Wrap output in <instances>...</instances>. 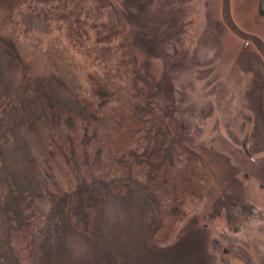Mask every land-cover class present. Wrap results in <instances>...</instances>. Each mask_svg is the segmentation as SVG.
<instances>
[{
  "label": "rangeland",
  "instance_id": "obj_1",
  "mask_svg": "<svg viewBox=\"0 0 264 264\" xmlns=\"http://www.w3.org/2000/svg\"><path fill=\"white\" fill-rule=\"evenodd\" d=\"M112 1L162 122L135 110L144 153L157 133L165 156L176 142L194 149L208 172L202 199L158 231L162 214L143 182L103 170L87 179L85 162L95 169L91 158L102 162L107 149L76 99L86 65L78 59L72 72L49 27L28 19L24 37L0 18V264H264V63L224 29L221 0ZM32 89L86 127L70 185L55 164L45 167L25 125L42 111ZM121 160L128 169L138 157L128 151ZM28 218L37 224L31 254L19 247Z\"/></svg>",
  "mask_w": 264,
  "mask_h": 264
},
{
  "label": "trees",
  "instance_id": "obj_2",
  "mask_svg": "<svg viewBox=\"0 0 264 264\" xmlns=\"http://www.w3.org/2000/svg\"><path fill=\"white\" fill-rule=\"evenodd\" d=\"M0 18L24 37L31 33L28 19L49 27L55 33V48L62 49L72 72L81 69L78 59L86 65L76 99L88 128L100 126L102 139L98 147L107 151L100 163L91 158L97 169L85 162L84 176L88 179L93 172L103 170L107 178L115 171L122 178L137 179L154 196L162 214L163 225L158 231L166 223L170 230L180 222L202 199L208 181L206 163L194 149L180 142L174 144L172 157L165 156L161 133L156 134L155 148L144 153L143 120L134 117L135 110L161 128L162 122L150 110L146 81L135 75L128 23L121 9L112 0H0ZM31 92L40 100L42 111L25 121L30 137L45 167L55 164V171L64 174L66 184L70 185L69 167L76 169L72 157L79 159L77 153L86 127L74 126V113L67 111L56 97L38 90ZM128 151L136 153L138 160L127 169L121 158ZM173 182L179 187L175 195H170L169 183L173 190ZM36 225L33 218H28L18 228L19 247L27 254L32 252L31 234ZM154 237L157 240V235Z\"/></svg>",
  "mask_w": 264,
  "mask_h": 264
},
{
  "label": "flooded vegetation",
  "instance_id": "obj_3",
  "mask_svg": "<svg viewBox=\"0 0 264 264\" xmlns=\"http://www.w3.org/2000/svg\"><path fill=\"white\" fill-rule=\"evenodd\" d=\"M262 12L264 8L260 7V0H230V14L235 24L243 31L260 37H264Z\"/></svg>",
  "mask_w": 264,
  "mask_h": 264
},
{
  "label": "water",
  "instance_id": "obj_4",
  "mask_svg": "<svg viewBox=\"0 0 264 264\" xmlns=\"http://www.w3.org/2000/svg\"><path fill=\"white\" fill-rule=\"evenodd\" d=\"M260 7L264 8V0H260ZM262 13L264 14V12ZM220 19L226 26H223L224 29L238 41L248 44L264 63V37L245 32L235 24L230 14V0H221Z\"/></svg>",
  "mask_w": 264,
  "mask_h": 264
}]
</instances>
